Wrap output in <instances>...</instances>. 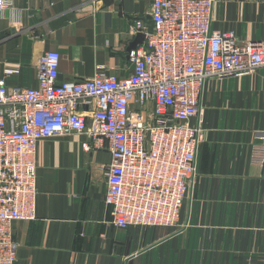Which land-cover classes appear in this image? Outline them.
<instances>
[{
  "label": "crops",
  "instance_id": "1",
  "mask_svg": "<svg viewBox=\"0 0 264 264\" xmlns=\"http://www.w3.org/2000/svg\"><path fill=\"white\" fill-rule=\"evenodd\" d=\"M137 20L153 29L152 0H15L0 15V78L12 69L9 87L37 85L47 50L60 54V82L129 76V53L146 41ZM210 28L264 42V0H214ZM200 106L198 174L174 228L112 223L104 140H41L36 219L12 224L16 264H264V164L252 158L264 148V68L208 79Z\"/></svg>",
  "mask_w": 264,
  "mask_h": 264
},
{
  "label": "built area",
  "instance_id": "2",
  "mask_svg": "<svg viewBox=\"0 0 264 264\" xmlns=\"http://www.w3.org/2000/svg\"><path fill=\"white\" fill-rule=\"evenodd\" d=\"M15 0H0V15ZM214 0H152L153 29L132 49V72L100 70L59 81L60 54L45 51L37 85L9 87L0 78V264H16L14 221L36 219L37 151L41 140L87 134L104 140L105 204L117 228L177 227L198 174L205 82L249 76L264 68V42L210 28ZM85 151L91 150L86 142ZM264 164V148L253 150Z\"/></svg>",
  "mask_w": 264,
  "mask_h": 264
},
{
  "label": "water",
  "instance_id": "3",
  "mask_svg": "<svg viewBox=\"0 0 264 264\" xmlns=\"http://www.w3.org/2000/svg\"><path fill=\"white\" fill-rule=\"evenodd\" d=\"M145 35L143 33H140L139 38L144 37Z\"/></svg>",
  "mask_w": 264,
  "mask_h": 264
}]
</instances>
